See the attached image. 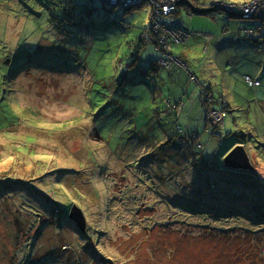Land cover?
Masks as SVG:
<instances>
[{
  "label": "rangeland",
  "instance_id": "374dc122",
  "mask_svg": "<svg viewBox=\"0 0 264 264\" xmlns=\"http://www.w3.org/2000/svg\"><path fill=\"white\" fill-rule=\"evenodd\" d=\"M60 1L0 0V264H190L200 255L204 244L198 238L206 229L229 231L226 242H240L242 251L253 249L250 253L257 255L251 264H264V83L250 86L249 92L246 83L238 82L239 74L244 80L245 75L261 76L264 58L254 52L256 65L245 57L246 65L226 68L227 95L236 87L245 99H238L241 109L227 114L225 124L232 128L221 125L219 145L203 138L201 148L176 135H189L180 127L188 133L208 124L211 129L206 108L201 112L198 98L185 94L187 84L181 80L176 84L184 90L171 99L182 100L180 113L165 116L164 128L147 124L130 109L127 118L132 120L125 121L107 106L98 133L94 127L101 115L81 108L86 83L70 73L67 63H51L47 40L53 37L55 44L59 34L54 35L57 29L48 24L46 12ZM88 1L94 7L87 10L89 18L107 25L90 32L79 29L72 39L92 47L101 37L97 54L107 48L104 37L134 31L137 22L151 25V2L126 9ZM202 1H192L199 11L182 3L178 13L185 22L180 28L188 34L172 49L194 35L190 57L202 51L198 41L208 30L213 37L221 34L222 16L238 25L245 21L223 11L213 19L201 11L217 1L248 0ZM149 39L154 42L157 36L150 33ZM159 48L164 53V46ZM254 67L255 77L250 73ZM221 73L209 75L214 86L224 78ZM191 116L200 119L202 128ZM258 128L253 143L248 139L256 173L230 176L222 168L223 152L235 143L236 130L248 137ZM236 178V183L247 179L248 187L236 189L231 184ZM74 206L83 211L84 231L70 216Z\"/></svg>",
  "mask_w": 264,
  "mask_h": 264
},
{
  "label": "trees",
  "instance_id": "16d2710c",
  "mask_svg": "<svg viewBox=\"0 0 264 264\" xmlns=\"http://www.w3.org/2000/svg\"><path fill=\"white\" fill-rule=\"evenodd\" d=\"M190 7L193 9L194 3ZM195 7L197 6L195 5ZM93 8L88 0H61L59 4H56L54 11L49 9L46 12L48 24L51 28L57 29L54 35L59 34L55 44H53V37L51 40H47L52 44L49 47L52 53L51 63L53 65L67 63L70 73H78L82 83H86L84 102L81 108L92 110V112L97 111V115H101L98 121L95 122L97 124L94 127L95 132L99 133L97 130L100 128L102 113L107 106L121 113L125 121L132 120V118H127V111L130 109L133 115L144 116L147 124L151 126L158 124L155 126L164 128L165 122H162V119L167 115L176 114L173 108L176 103L171 100L172 92L169 81L165 77V70L169 67L164 68L161 65L164 56L159 52L160 50L158 51L156 42H151L146 36L151 25L147 26L145 23L140 24L137 22L134 31H127L126 34L114 38L104 37L107 48L104 54L100 55L96 53L95 47L101 37H97L92 41V47H87L84 40L80 38L72 39V36L79 29L90 32L97 26L107 25V22L104 24L93 23L89 18L92 16L87 12V10ZM201 12L208 13L209 10H202ZM230 15L245 20L242 22L244 26L242 23L239 24L241 34L256 41V37H249L245 34V29L253 25L252 21L239 12L237 15L234 13ZM126 24L129 29L133 28V25ZM174 24H177L176 21H174ZM64 48H67L66 53ZM171 53L174 54L173 50ZM209 92L210 96L212 93L211 88H209ZM206 102L208 105L207 100ZM207 108L209 107L207 106ZM134 122H136L135 119ZM218 126L219 124L215 125V127ZM180 130L182 131L181 127ZM216 130L212 129L213 135H217L219 129ZM184 131L189 135L184 136L180 132L176 135L187 139L192 145L200 144L198 142L201 141L200 135L203 134L204 129L192 133H188L186 129ZM248 139L253 143L254 138H247L245 133H241L236 137L238 142L245 143L247 146L249 144ZM218 142L217 139L216 144ZM224 152L226 153V151ZM224 152L222 155L225 154ZM208 161L205 162V165ZM221 172H225V170L221 169ZM236 175L232 177H236ZM246 180L243 179L242 183H236L239 181V178H236L234 182L236 184H231L236 189H244V187L237 188V186L248 187ZM220 181H225V179ZM187 208L189 211L196 210L191 205L190 207L185 205L184 209ZM219 231L204 230L201 237L198 238L204 246L200 250V255L194 256L190 264H251L255 261L257 253H250L253 249L242 251L240 242H226L223 238L226 232L229 231ZM246 242L253 244L251 241L246 240ZM172 252L175 253V250L173 249ZM258 264L260 263L258 262Z\"/></svg>",
  "mask_w": 264,
  "mask_h": 264
},
{
  "label": "crops",
  "instance_id": "0c3cea01",
  "mask_svg": "<svg viewBox=\"0 0 264 264\" xmlns=\"http://www.w3.org/2000/svg\"><path fill=\"white\" fill-rule=\"evenodd\" d=\"M201 2H203L201 0ZM205 2V1H204ZM203 2V3H204ZM210 5V4H208ZM207 10V9H206ZM202 15H210L213 19L216 18V11H209L208 13L201 12ZM221 16V15H220ZM219 17V15H218ZM224 21L225 26L222 28V32L219 36L213 37L211 34V31L208 32L198 41V44L202 46V51L196 55V57H190L192 54V51L189 50L190 43H196L194 40V35H191L182 45H176L174 46V55L176 57H180L182 61L179 63H175V65H171L168 69L165 70V77L166 80L169 81V86L172 92V97L176 98L180 95V93L184 90V87H180L176 84V81L181 80L182 82L187 84V90H185V94L191 93L190 98H198L200 104H201V112H202V106L204 108H207V106L210 109L223 111L225 117L223 118V121L221 124H219L218 127H215V125H203V128L201 127L200 119L197 116H191V122H196L200 128L204 129V132L202 135H200V140L203 141V138L205 140L204 143L209 142H217V139L220 141L223 138V135L212 134V129L216 130L219 129L221 132V125H223V128L225 130H228L232 128V123L225 124V119L228 113H233V111L239 110L242 108V103L240 100H244L245 96L242 93L236 92L235 89L231 88V93L228 96L227 90H224V87L226 85L225 78L227 76L228 70L226 68L230 67L232 70L235 69V66L233 65H246L245 59L248 58V61H253L254 65H256L257 57L254 52L258 55L259 59L262 57L264 58V53L260 51V49L257 46V42L252 38L249 39L241 34V31L239 29V26L237 23L230 21L229 19L222 16L220 18ZM174 21H176V25L178 27L185 28V22L183 20L180 21L178 18V15L174 18ZM179 21V23H178ZM244 26V23H242ZM180 46L181 48L176 51L175 47ZM156 49V48H155ZM235 49V54H231V51ZM247 57V58H245ZM185 63H184V62ZM262 62V72L264 73V60L260 61ZM188 64V65H187ZM218 71H221L222 73L219 74V76H223L224 78L221 80H218L216 82V85L214 86L212 84V80L209 78V75H215ZM247 70H245L243 73H246ZM242 73V74H243ZM252 75H255V67L254 70L251 71ZM260 72L261 76H257L253 79H256L260 82V85L262 86L264 81L262 76L264 75ZM195 75L197 77V81H193L191 79V76ZM216 76V75H215ZM240 77V81L242 83L247 82L244 80V76H241V74L238 75ZM250 76V75H245ZM213 85V91L215 94H211L209 96V87ZM223 86V88H220V86ZM248 85V84H247ZM250 88V85H248ZM232 87H233V80H232ZM251 87H257V86H251ZM251 91V88L249 92ZM219 94V96H218ZM218 96V97H217ZM173 98V99H174ZM240 99V100H238ZM208 101V105L207 102ZM182 100L175 101L173 100V103H176V108L174 111L176 113H180V107L178 109L177 105L180 104ZM205 103L207 106H205ZM196 108V103H192L190 105V109L193 110ZM232 118V117H231ZM202 119V118H201ZM233 120V119H231ZM184 131V127H181ZM260 129L258 128L256 131H253L254 136L251 138H256L260 134ZM235 132V144L241 143L236 140V137L240 134L238 130ZM250 136L246 137L250 138ZM234 144V145H235ZM245 144V143H243ZM247 146V144H245ZM247 149H249V144L247 146ZM225 153V152H224ZM230 176H234L236 174V171L230 170L228 172Z\"/></svg>",
  "mask_w": 264,
  "mask_h": 264
},
{
  "label": "built area",
  "instance_id": "2783aa9c",
  "mask_svg": "<svg viewBox=\"0 0 264 264\" xmlns=\"http://www.w3.org/2000/svg\"><path fill=\"white\" fill-rule=\"evenodd\" d=\"M108 3L122 5L126 9L137 7L145 2H151L153 5L151 14V28L147 32L146 36L149 38V34L153 33L157 36L155 40L157 49L161 51L160 46H164L165 51L162 53L164 58L161 60V65L164 67H170L175 63H179L181 60L177 58L172 51V44L177 43L183 36H186L184 29L174 24V18L178 14L180 5L190 4L192 0H106ZM181 3V4H180ZM214 11L218 9L226 13H234L237 15L239 12L248 20L252 21L253 25L245 29L246 36L256 37L257 46L261 52L264 53V0H248L245 2H229V1H217L213 3L209 9ZM153 39V38H151ZM193 81H197L195 75L191 76ZM245 81L250 86L260 85V82L253 79L251 76H246ZM207 119L212 124H220L225 117L223 111L206 108ZM202 147L201 144H198Z\"/></svg>",
  "mask_w": 264,
  "mask_h": 264
},
{
  "label": "water",
  "instance_id": "95a60500",
  "mask_svg": "<svg viewBox=\"0 0 264 264\" xmlns=\"http://www.w3.org/2000/svg\"><path fill=\"white\" fill-rule=\"evenodd\" d=\"M103 1L111 5L110 3H108V1ZM111 6L115 7L117 6V3L112 4ZM193 9L199 11L196 7H194ZM222 168L232 171H242L243 173L248 172V174L256 173V168L251 155L246 145L243 143L235 144L226 151L223 156ZM70 216L76 222L78 227H80V229L84 231L86 227V219L83 211L80 208L74 206L70 213Z\"/></svg>",
  "mask_w": 264,
  "mask_h": 264
},
{
  "label": "clouds",
  "instance_id": "9594fccd",
  "mask_svg": "<svg viewBox=\"0 0 264 264\" xmlns=\"http://www.w3.org/2000/svg\"><path fill=\"white\" fill-rule=\"evenodd\" d=\"M195 1V0H194ZM118 6V5H117ZM210 7V6H209ZM209 7L207 8V10H209V11H213V10H211V8L209 9ZM134 8V7H133ZM131 9V8H130ZM212 124V123H211ZM212 125H216V124H212ZM218 130V129H217ZM216 130V131H217ZM217 134H220V130L217 132ZM238 144V143H237ZM209 163H211V161L209 160L208 161V163L206 164V166L209 164Z\"/></svg>",
  "mask_w": 264,
  "mask_h": 264
},
{
  "label": "flooded vegetation",
  "instance_id": "af4514ba",
  "mask_svg": "<svg viewBox=\"0 0 264 264\" xmlns=\"http://www.w3.org/2000/svg\"><path fill=\"white\" fill-rule=\"evenodd\" d=\"M242 143V142H241ZM247 147V146H246ZM201 148H204V145L201 147ZM255 165V164H254ZM255 168H256V166H255ZM246 173H248V172H246ZM250 174V173H249Z\"/></svg>",
  "mask_w": 264,
  "mask_h": 264
},
{
  "label": "bare ground",
  "instance_id": "6f19581e",
  "mask_svg": "<svg viewBox=\"0 0 264 264\" xmlns=\"http://www.w3.org/2000/svg\"><path fill=\"white\" fill-rule=\"evenodd\" d=\"M215 11H220V10H218V9H215ZM179 205V204H178Z\"/></svg>",
  "mask_w": 264,
  "mask_h": 264
}]
</instances>
